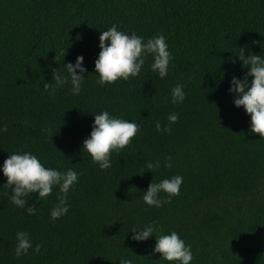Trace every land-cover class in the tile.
Returning <instances> with one entry per match:
<instances>
[{"label": "trees", "instance_id": "trees-1", "mask_svg": "<svg viewBox=\"0 0 264 264\" xmlns=\"http://www.w3.org/2000/svg\"><path fill=\"white\" fill-rule=\"evenodd\" d=\"M113 24L145 40L166 38V78L151 70L149 56L137 77L96 83L98 38ZM259 42L264 0H0V125L7 126L0 165L28 151L46 167L82 173L68 193V213L55 221L58 188L41 203L33 194L25 211L38 210L30 216L11 203L0 173V264H175L153 253L155 236L131 238V229L153 221L191 245V264H264V139L228 92L231 78L248 71L234 53L244 47L245 57L264 55ZM78 55L88 70L80 94H71L70 83L45 92L44 82L55 83L52 70L64 71ZM177 83L186 93L181 104L170 99ZM102 110L140 124L104 170L82 150ZM172 112L179 114L172 131H157L155 123L163 127ZM165 156L172 168L163 167ZM155 159L161 167L152 173L145 162ZM176 174L183 181L170 203L143 202L151 181ZM17 231L40 253L30 248L17 258Z\"/></svg>", "mask_w": 264, "mask_h": 264}, {"label": "clouds", "instance_id": "clouds-1", "mask_svg": "<svg viewBox=\"0 0 264 264\" xmlns=\"http://www.w3.org/2000/svg\"><path fill=\"white\" fill-rule=\"evenodd\" d=\"M129 33L131 34L129 35ZM98 39L100 51L94 61V71L96 83L101 87L118 80L127 81L130 77H137L149 56L152 59L151 70L160 79H164L168 75L172 56L163 35H154L145 40L135 32L121 31L117 25L113 24L106 31H102ZM259 43H261V47H264V42ZM244 52L245 48L239 47V52L234 53V56L242 62V66L248 68V71L243 78L236 76L231 78L228 92L234 94V106L237 108L242 106L245 113L250 116V131L259 134V139H264V55L249 52L245 57ZM65 54L66 50L64 56ZM83 61L84 57L78 55L75 62L63 63L64 71H58V68L53 69L52 80L55 83L44 82L43 90L45 92L50 88L55 90L57 87H63L70 83L71 94L79 95L85 80L83 74L88 71ZM231 62L235 63L236 60L233 59ZM249 77H251L250 80ZM170 99L173 104L184 102L186 93L182 84L177 83L171 89ZM167 120L168 123L163 127L157 121L155 123L156 130L170 133L172 125L179 120V114L169 113ZM139 128L140 124L137 121L114 116L109 111L102 110L98 114H94L91 132L83 140L82 150L90 155L91 161L97 164L101 170L108 169L112 167L111 154L118 153L130 145ZM6 131L7 126L0 125V134ZM45 131H50V129H45ZM145 166L153 173L161 167V160L146 161ZM163 167H173L171 156L164 157ZM0 173L6 178L3 187H6L8 191L11 189L9 191L11 203L30 216L36 214L38 207L29 205L25 211L28 199L36 194V200L41 203L52 194L54 187L58 188V202L50 210L52 221L68 213L70 207L67 199L68 193L78 182V175H82L72 168L60 171L57 168L46 167L37 155L28 151L9 154L0 165ZM182 181L183 177L180 174L156 183L151 181L147 189L143 191V202L150 207L157 208L170 203L174 196L179 195ZM161 193L166 195L161 197ZM131 232V238L137 242L146 241L151 236H155L152 251L159 253V259L163 261L191 264L193 260L191 245L186 244L175 231L162 234L156 221L138 229H131ZM15 240L14 254L17 258L28 255L30 248L33 254H39L41 251V245H33L26 231H17ZM118 262L119 264H133L131 259L126 258H120Z\"/></svg>", "mask_w": 264, "mask_h": 264}]
</instances>
